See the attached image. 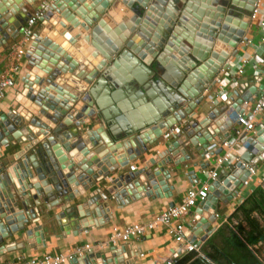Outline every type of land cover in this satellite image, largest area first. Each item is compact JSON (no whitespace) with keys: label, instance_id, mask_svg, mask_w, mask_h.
<instances>
[{"label":"water","instance_id":"water-1","mask_svg":"<svg viewBox=\"0 0 264 264\" xmlns=\"http://www.w3.org/2000/svg\"><path fill=\"white\" fill-rule=\"evenodd\" d=\"M36 1L0 0V41L3 44L20 35L30 15L28 6ZM116 1L54 0L37 20L43 30L34 32L25 54L27 71L23 78L24 90L20 93L26 100V113L8 114L0 120V147L11 142L21 144L24 151L32 150V155L22 153L20 164L13 165L14 177L12 172L1 174L0 171V254L15 247L5 242L13 233L22 232L28 237L37 235L38 226L31 228L29 225L37 221L40 204H46L49 210L56 204L77 200L118 168H126L128 173L111 181L112 185L107 189L110 197L97 191L99 196L86 202L88 207L99 199L104 202L92 208L90 213L96 219L93 224L105 221L102 216L109 212V208L106 209L109 202L123 204L121 195L124 193L132 195V198L143 195L168 197L170 193L167 192L172 188L166 182L170 173L165 165L189 161L192 157L188 153L190 146L203 157L216 134L228 136L229 131L216 116L224 112L225 128H229L231 121L226 109L230 101L219 103L215 109L200 105L204 101L205 87L213 82L220 68L227 66L229 57L236 52V45L245 38L249 13L256 0H129L127 6L136 18L131 17L134 24L127 25L122 22L124 19H116V13L112 11L116 8ZM118 1L125 3V0ZM166 6L178 10L169 26L164 24L157 29V26L149 27L148 22L138 21L150 16L149 10L161 11ZM215 11L223 14L218 17ZM200 21L205 23L201 26L206 33L200 32ZM214 21L218 22L216 30L212 25ZM106 23H110L111 28L109 26L108 29ZM99 26L102 30L98 29ZM124 26L131 28L130 33L125 31L126 37L113 44V30ZM152 30L159 32L160 42L151 37ZM142 41L149 42V48L153 46L156 49L149 59L133 46V42L143 46ZM219 41L227 42L231 50L221 58L219 65L206 69L204 73L209 58L217 55ZM186 45H193V49L187 52L184 49ZM162 51L164 55L161 57ZM184 54L190 67L185 65ZM125 60H128L125 73L115 72L118 63L124 64ZM136 64H140L149 76L159 75V79L152 81L159 86L164 98L148 91V82L144 81L147 76L139 77ZM199 71L205 75L199 76ZM100 73L96 86L89 87ZM105 87H121L128 93L139 89L151 99L154 109L135 121L120 117L119 113L115 117L123 128L119 134L113 129L110 136L101 128H89L87 125L100 118L111 121L107 122L111 125L116 122L108 116L106 108L115 115L124 112L125 108L121 109L117 99L114 105L106 102L102 95ZM249 91L254 92V89ZM137 96L140 93L137 92L133 98ZM243 100H249V96L243 95L237 102ZM180 123L181 129L174 136L165 138L164 150H158L155 158H145V166L134 172L133 162L144 157L168 128ZM262 134L264 128L257 132L258 138L245 144L244 154L229 167V171L224 172L223 177L212 183L205 200L195 207L194 222L186 232L189 240H196L203 233L197 241L200 243L215 230L209 226L217 216L219 200H223V195L227 201L230 200L241 188L249 173L245 163L251 161L252 153L264 154ZM115 137L118 141L127 138L124 141L125 152H119L123 145L117 144ZM256 143L262 146L260 150ZM220 151L217 149L215 152ZM246 152L251 156H246ZM238 169H243L242 175ZM121 184L124 187L118 190ZM117 190V194L112 193ZM174 203L170 202V206ZM81 210L79 223L87 228L88 220H84L87 214L83 208ZM119 255L114 253L113 260H110L102 253L89 251L74 257L69 264H110L118 261Z\"/></svg>","mask_w":264,"mask_h":264},{"label":"crops","instance_id":"crops-1","mask_svg":"<svg viewBox=\"0 0 264 264\" xmlns=\"http://www.w3.org/2000/svg\"><path fill=\"white\" fill-rule=\"evenodd\" d=\"M42 1L43 0H37L36 2L28 6V11L30 12V14L34 13V11L39 7ZM259 3L262 15L264 13V0H259ZM170 8L172 9L171 6ZM172 10L174 11V14L176 16L178 10ZM166 15L167 13L163 12L162 19H160V24L162 23L161 25L168 24V22L164 20V17ZM175 26L178 27V24H176ZM41 27V23L39 21H36L33 25V32L43 30ZM246 36L253 38L254 28L246 32ZM20 37L21 36L19 35L15 40L10 41L7 44H3L0 41V75L8 72L14 64L17 63L19 65L18 73L15 75L14 85L8 88L4 92L3 97L0 99L1 121L3 117H6V115L8 114L16 113L19 115V113H26L24 109L26 107L24 105L26 100L24 96H22L20 93L24 90L23 78H25V72L27 71V60L25 58V54L28 50V47L26 48L25 54L22 55L19 59H17L14 54V49L16 48ZM133 46L138 49V46H140V44L133 42ZM244 49L245 47L243 45V42L237 44L236 50L238 53H242ZM248 51H250V49H248ZM162 54L164 55L163 51L159 55L162 56ZM165 56L171 59L170 56ZM127 63L128 60H125L124 64L118 63V66L115 67L114 71L123 75L126 70L125 64ZM136 67L138 68L137 72L139 75L143 77L147 76V79H145L144 81L148 82V91H154V94L156 96L161 97V95L163 94H161L159 86L156 84L155 81H152V79H159V75L149 76L147 75V71L142 68L140 64H136ZM98 76H101V73L95 78H93L89 87L93 88L94 86H96L95 81L97 80ZM225 78V83L227 86L226 90L231 89V91H234L232 92L231 97L236 98L238 95L239 98L242 96L241 94L243 92H247L248 94H250L249 97L252 99L251 102L256 97L257 89L254 88V79L250 70H247L246 73L240 77L226 74ZM235 80L238 83L237 87H235ZM250 88H253L254 92H250ZM101 90L102 89H100V91ZM137 92L140 93V96L133 98L135 94H137ZM237 92H239V94ZM102 95L105 97L107 103L113 104L114 100L117 99L118 103L121 104V109L125 108L123 113L118 112L117 115L113 114L108 108H106L108 116H111L113 122L116 121L115 117H117L119 113L120 117L135 121L138 120V118H143L145 115H147L154 109L151 99L145 93L142 94L139 89H132L130 93H128L121 87H105V92L103 91ZM161 98H164V95ZM226 99L229 98L226 97ZM203 103L206 109H215V107L211 108L205 99ZM32 105L33 104H31V106ZM248 106H250V103ZM248 106H246L245 109H247ZM232 108L236 107H233V105L229 104L227 105L226 110H231ZM239 108L240 106L238 107V109ZM35 109L38 108L35 107ZM223 114L224 112L222 114L220 113L219 116H216V119L222 126H224L225 130L230 131V126L229 128H225V120H223L222 117ZM84 118H86V116H84ZM99 120L97 119L92 123V125L90 124L87 126L89 128L92 127L93 129L95 127L101 128L102 130L106 131L110 136L111 129L116 131V134L123 132V128L121 127L119 122L116 121L113 125H111L109 124L111 123V121H106L102 118H100ZM258 121V126H260L261 123L264 124V115ZM181 124L182 123L176 125L181 127ZM17 129L18 127L16 128V130ZM163 137L156 145L150 148V151L148 153L144 154V157H140L139 159L137 158L133 162V165L135 166V168L133 169L134 172H136L137 168H142V166H145V158H155L156 152L158 150H164L165 146L163 145V143L167 142V139ZM228 137L229 136L225 137V133H218L210 143V145L214 142L215 144L220 145V142L223 139L231 141L230 146L228 148L229 153L231 155V159L217 169V175L215 178H212L209 173L212 169H214V160L216 156L221 151H224V149H222L218 153H216L215 151L213 152L211 150V152L209 151L206 153V155L201 157L195 152L192 146H190V150L188 151V153H190L192 157L189 161L186 160L184 162H180L174 165H171L169 163L165 165V168H168L170 173V177L166 180V182L167 185L172 188L167 192L170 193L168 197H154L143 195L141 197L139 196L132 198V195L129 196V194L124 193L121 195L122 199L124 200V203L119 205L115 202H109L108 206L106 207V209L109 208V212H105V215L102 216L103 218H105V221H103V223L93 224L92 221L96 219L95 216L90 212L92 211V208L94 206H97L104 202L102 201V199H99L92 205V207L86 206V202L90 198H95V196H99L96 194L97 191H100L101 193L106 194L108 195V197H110V194L107 189L111 187V181L117 178L118 176L120 177V175L122 176V174L125 175L128 173V171H126V168H118L117 170L113 171L108 177H105L103 181L97 182V185L85 191L82 196H79L77 198V200H70L67 203L56 204L54 206H51V209L49 210L46 204H40L37 212V221L29 225V227L31 228H36L38 226L39 230L37 235L34 234L28 237L22 232L13 233L11 237L5 239V242L8 245L13 244L15 245V247L7 250L3 254H0V258L2 260L14 259L17 256H21L26 259L37 258L45 252L65 254L68 252H73L75 248L88 244L91 247L90 252L95 254L102 253L105 255L106 258L110 260H113L114 253H120V255L118 256L119 260L112 261V263L110 264H166L169 258L171 257H174V260H178L184 253H179L180 249L177 248V244L174 242L172 236L167 232L166 226L163 224L156 225L154 228L146 230L144 234L138 239H132L127 242L119 241L117 244L114 245H108L106 244V241L111 232L112 226L117 225L122 227L129 223L145 224L149 222L155 214L169 207L170 202H180L189 188H195L199 190L204 183H207L210 187L216 179L223 177L224 172L229 171V167L236 163L238 159H240V156H242L245 152L240 139H238V141H234ZM245 137V139H248L250 141L251 139L258 138L254 132H247ZM250 137L252 138L250 139ZM113 139L117 140V144L123 145L119 152H125L126 146L124 145V141L127 140V138H121L119 141L117 137ZM128 139H130V137ZM262 139L264 141V134H262ZM256 144L259 147L258 150H260L262 146H260V143ZM24 148L25 147L21 148V144L14 145L11 144V142H9L7 145H2L0 147L1 174H5V171L12 172L13 165L20 164V159L22 158V156L20 155L22 153L28 156L32 155V150L30 148L27 149V151H24ZM260 153L261 152H257L254 154L252 153V158L250 159L251 161L248 162V165L252 164L255 167V170L248 183L242 184L241 188L238 190L236 195H234L230 200L227 201L225 195L222 196L223 200H219L217 216L215 220L210 223L209 226V228L214 227L215 230L209 236H207L204 241L207 240L211 235H213L218 229V227L225 224H229L231 230L235 231L238 234L235 229V226L240 223L241 227L245 231V234H247L252 239L261 240L257 243L249 245L245 241L243 236L238 235L241 240L247 244L255 258L261 264H264V215H260V218L256 220L257 226H260V231L259 229L258 231H256L253 225L248 223L245 219L241 220L238 218H234L233 222L229 223V216L235 211L238 205H240L242 201L247 196H249L256 187H263L262 179L264 174V154L262 156ZM245 154L246 156H251L247 152ZM152 168H154V166H152ZM238 171L240 175L243 174V169H238ZM12 175L14 177L13 172ZM159 177L163 179L162 174H160ZM121 187L123 188L124 185L121 184L118 190ZM231 188L232 187H230V189ZM118 190L116 192L113 191L112 193L117 194ZM81 208H83V210L87 214L85 215L87 217H84L85 221L88 220L89 226L87 228H83V224L79 223L81 222L79 220H82L79 219L81 218V216H79V212L82 211ZM192 209L194 210L195 208ZM193 210L189 211L182 217V221L184 223L188 224L191 218H193ZM187 230L188 228H186L185 230V238L189 240V236H186ZM202 236L203 233L196 237V240L199 241ZM204 241H202V243ZM98 262H100V258Z\"/></svg>","mask_w":264,"mask_h":264},{"label":"built area","instance_id":"built-area-1","mask_svg":"<svg viewBox=\"0 0 264 264\" xmlns=\"http://www.w3.org/2000/svg\"><path fill=\"white\" fill-rule=\"evenodd\" d=\"M52 1L54 0H43L34 13L27 17L20 33V40L14 49V54L17 59L25 54L26 48L29 46L34 34L33 25L43 15L44 8ZM253 28L254 37L250 38L246 36V32L252 30ZM244 37L245 38H242L240 41L243 42L245 47L243 52L238 53L236 50V52L229 57L227 66L220 68L217 74L213 77V82L205 87L203 96L211 108L217 106L221 102H224L226 97L229 98L226 99V101H230L229 104L233 105V107L237 108L240 106L237 110L236 108L229 110L228 116L231 121V130L228 133V138H231L234 141H238V139H240L242 147L245 148V144L250 141L245 139L246 133L254 132L257 134L258 131L264 128V124L262 123L258 126V120H260V118L264 115V13L261 15L259 0H256L249 13V25L244 31ZM254 38L257 40L255 41ZM248 49H250V51H248ZM18 70L19 65L16 63L8 72L0 75V99L3 97L4 92L14 85L15 75L18 73ZM247 70H250L252 73L254 79L253 84L254 88L257 89V94L252 102V99L249 97V100H243L238 103L237 101L242 98L243 95H250L247 92H243L241 94L242 96L239 98L238 95L237 97L235 96L236 98L231 97V94L234 91H231V89L226 90L227 86L225 83V75L229 74L231 76L240 77L245 74ZM234 83H236L235 87H237L238 83L236 80ZM237 93L239 94V92ZM249 103L250 106H248ZM246 106H248L247 109H245ZM180 129V126L173 125L164 132L163 136L165 138H170ZM251 138L252 137H250V139ZM230 143L231 141L223 139L220 142V145L215 144L214 142L208 146L207 152H211V150L214 152L217 149H224V151H221L214 160V169H212L209 173L212 178L216 177L217 169L231 159L228 149ZM245 165L249 170V173L243 180V184L248 183L255 170V167L252 164L248 165V163H245ZM262 185L264 187V174ZM208 189L209 186L207 183H204L199 190L189 188L180 202L174 203L173 205L155 214L152 219L145 224L129 223L122 227L117 225L112 226L106 244L114 245L119 241L127 242L132 239H138L146 230L154 228L156 225L163 224L166 226L167 232L172 236L174 242L177 244V248L180 249L179 253L185 254L190 251H195L198 252V254H201L200 245L202 244V241L197 243L198 240L189 241L185 238V230L193 224L194 218H191L189 223L186 224L182 221V217L191 211L192 208H195L201 201L205 200ZM90 249L91 247L88 244H85L84 246L75 248L73 252L65 254L45 252L37 258L26 259L21 256L8 260H2L0 258V264H69L71 259L83 255L84 253L90 251ZM175 261L174 257H171L166 264H173Z\"/></svg>","mask_w":264,"mask_h":264},{"label":"trees","instance_id":"trees-1","mask_svg":"<svg viewBox=\"0 0 264 264\" xmlns=\"http://www.w3.org/2000/svg\"><path fill=\"white\" fill-rule=\"evenodd\" d=\"M262 214L264 215V188L258 186L229 216V223L233 222L234 218L245 219L256 231H260L256 220ZM235 229L238 234L231 230L229 224L221 225L200 245L201 256H197L198 252L190 251L173 264H261L238 235L243 236L249 245L261 240L252 239L245 234L240 223Z\"/></svg>","mask_w":264,"mask_h":264},{"label":"bare ground","instance_id":"bare-ground-1","mask_svg":"<svg viewBox=\"0 0 264 264\" xmlns=\"http://www.w3.org/2000/svg\"><path fill=\"white\" fill-rule=\"evenodd\" d=\"M129 0H125V3H121L120 1H116V8L114 9V8H112V11L114 10V12L116 13V19H119L120 18V20L121 19H124V21H122L124 24H130V22H131V17H134V18H136V16H135V14L133 13V12H131L129 9V7L127 6L128 4H127V2H128ZM243 1V0H242ZM121 3V4H120ZM211 7L213 6V4H209ZM168 7V10L166 9ZM128 8V9H127ZM150 11V16H145L144 18H140V19H138V21L140 20V22H142V20H143V22H145V23H149V27H151V28H153V27H155V26H157V29L159 28V26L160 27H163V25H161L160 24V19H162V16H163V12L164 13H167V15L164 17V20H166L167 22H168V24H165V25H170V23H171V21H172V19L174 18V16H175V14H174V11L170 8V6H166V7H162V10L160 11V10H149ZM167 11H170V12H167ZM211 11V10H210ZM173 14V15H172ZM214 14H217V12L215 11V13ZM221 14H223V13H218L217 15H218V17L221 15ZM121 16H126L125 18H122ZM163 21V20H162ZM218 22L217 21H214V23L212 24L213 25V28L216 30L217 29V27H218V24H217ZM132 24H134L133 22H132ZM201 24H205V23H203L202 21H200V25L198 26V28L200 29V32L201 33H206V31H205V28L204 27H202L201 26ZM106 25H108L107 26V28L109 29V26H110V28H111V25H110V23L108 24V23H106ZM148 25V24H147ZM231 26V25H230ZM135 27H136V25H135ZM105 28V27H104ZM98 29L100 30V26L98 27ZM102 29V28H101ZM127 33H130V31H131V28L130 27H128V26H124V28L122 27V28H120V27H117L115 30H113V34H114V36H112L113 38H112V43L113 44H115L116 45V43H118L122 38H125L126 37V32ZM152 32L153 33H151V37L153 38H155V39H157V41L158 42H160L161 41V36H160V34H159V32H156V30H152ZM150 37V39H152ZM210 38V37H209ZM212 39H214V38H212ZM149 41H151V40H149ZM215 41V40H214ZM143 42V41H142ZM138 44V43H137ZM214 45H215V42H214ZM149 46H150V43L148 42V43H144V45L143 46H138L139 48L137 49V50H139V52L140 53H142L144 56H146V58H150L151 57V54L153 53V52H155L156 51V49H155V47H153V46H151L150 48H149ZM193 45H186L185 47H184V49L188 52V51H190V50H192L193 49V47H192ZM152 48H154V49H152ZM150 49H152L151 51H150ZM230 45L229 44H227V42H220L219 41V45H217V48H216V52H217V55L216 56H212V58H209V61H208V63H206V68L203 70V71H205L204 73H206V69H211L210 67H213V66H216V65H219V63H220V60H221V58L224 56V57H226V55H227V53H229L230 52ZM138 52V51H137ZM205 52V51H204ZM186 53V52H185ZM177 56V59H181L178 55H176ZM186 57V61H185V65L186 66H188V67H190V65H189V60H188V57H187V55L186 54H184L183 55V57ZM162 57V56H161ZM177 59H176V63L177 64H179V67H180V63L179 62H177ZM201 71H199V73H200ZM171 74V73H170ZM203 74V73H202ZM201 73H200V75L199 76H201L202 75ZM205 74H203V76H204ZM141 79H142V77L143 76H139ZM195 80V79H194ZM196 81V80H195Z\"/></svg>","mask_w":264,"mask_h":264},{"label":"rangeland","instance_id":"rangeland-1","mask_svg":"<svg viewBox=\"0 0 264 264\" xmlns=\"http://www.w3.org/2000/svg\"><path fill=\"white\" fill-rule=\"evenodd\" d=\"M254 40L256 41L257 39H256V38H254ZM203 105H204V103H202V104L200 105V107H201V106H203Z\"/></svg>","mask_w":264,"mask_h":264}]
</instances>
